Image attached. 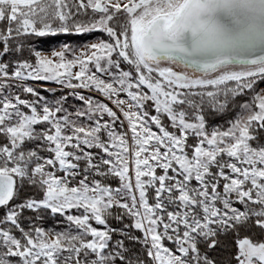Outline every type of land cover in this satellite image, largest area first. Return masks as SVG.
Wrapping results in <instances>:
<instances>
[{"label":"snow or ice","instance_id":"snow-or-ice-1","mask_svg":"<svg viewBox=\"0 0 264 264\" xmlns=\"http://www.w3.org/2000/svg\"><path fill=\"white\" fill-rule=\"evenodd\" d=\"M0 264H264V0H0Z\"/></svg>","mask_w":264,"mask_h":264}]
</instances>
